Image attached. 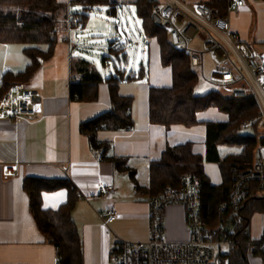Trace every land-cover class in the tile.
<instances>
[{
  "label": "crops",
  "instance_id": "1",
  "mask_svg": "<svg viewBox=\"0 0 264 264\" xmlns=\"http://www.w3.org/2000/svg\"><path fill=\"white\" fill-rule=\"evenodd\" d=\"M193 1L195 0L191 2ZM245 1L246 5L240 14L227 15L231 29L241 41L264 57V48L258 46L264 45V1ZM77 10L78 8L72 9L73 12ZM109 14L111 15L110 11ZM70 19L68 15L58 27L59 42L53 56L42 62L36 73L25 82L38 93L41 103L38 117L27 122L0 120V264H57L56 250L46 241L30 211L29 199L23 187L27 177L67 181L75 187L78 197L72 218L82 241L84 264H111L110 252L116 241L141 243L149 238V194L136 191L129 172L119 170L107 158L102 159L80 131L81 124L108 112L111 102L108 86L104 82L98 86L96 101L82 102L71 97V85L77 78H73L71 73L70 55L77 52L78 55L75 56L85 60L78 52L81 42L74 41L73 35L74 32L84 31L88 20L78 30L70 25ZM140 22L148 62L146 65L144 60L137 72L129 70V54L127 47L123 46L126 53L123 68L137 78L122 81L119 86L121 95L134 97V126L130 130L100 131L97 138L109 142L107 157L124 159L130 170L134 171L136 183L146 187L149 183L150 164L159 161L167 147L191 142L194 152L201 155L205 154L206 147L205 131L203 136H199V132L193 130L195 127L187 129L174 126L166 129L150 123L149 89L170 87L172 72L169 67L162 66L159 44L155 38L144 34L142 21ZM117 30L122 31L119 27ZM0 48L1 84L4 74L16 75L24 71L29 61L24 54V47L0 44ZM92 64L96 66V62ZM98 69L104 78L107 77V70ZM144 80H148V83ZM137 87L144 90L147 96V105L141 110L134 96ZM208 112H218L223 118L214 120L204 117ZM197 118L201 122H226L228 117L212 108L198 113ZM4 161L19 163L16 176L4 175ZM212 168L215 173L210 172ZM204 172L211 184L221 183L217 164L205 163ZM102 184L114 186L109 197L98 194ZM41 198L43 209L57 210L67 201L68 190L59 188L44 191ZM110 208H115L118 216L106 224L101 215ZM164 217L166 240L185 242L189 239L186 214L182 206L167 207Z\"/></svg>",
  "mask_w": 264,
  "mask_h": 264
},
{
  "label": "trees",
  "instance_id": "2",
  "mask_svg": "<svg viewBox=\"0 0 264 264\" xmlns=\"http://www.w3.org/2000/svg\"><path fill=\"white\" fill-rule=\"evenodd\" d=\"M216 9L221 16H227V0H202ZM264 1V0H263ZM137 17L142 21V29L146 36L155 38L160 47L161 64L169 67L172 72L170 87L150 88L148 92V116L151 124L161 125L166 129L183 126L191 129L197 126L205 127L204 155L195 153L193 144L187 142L175 147H167L157 162L149 167V183L141 187L136 183L135 173L127 166L126 161L115 156L107 157L110 144L100 141L97 134L100 131L130 130L134 126L132 118L133 97L119 93L122 81H132L136 75L126 72L123 63L126 53L123 46L109 43L107 56L101 59L102 69L107 70V77L89 61L80 59L71 53V73L77 81L71 85V97L79 101L93 102L98 98V86L107 84L111 107L106 113L81 124L80 131L85 135L93 150L100 153L102 159L107 158L116 168L128 171L136 191L149 194L151 197L168 187L178 188L181 178L191 174L198 178L202 186V202L206 212L214 215L217 205L228 198L230 191L229 169L232 166L244 167L250 161L257 145L259 130V115L257 106L251 99L234 100L218 91L197 94L196 89L200 76L191 67L189 58L179 53L169 42L166 31L157 27L151 20V3L147 0H135ZM110 6L114 13V4L110 0H0V44H20L28 64L24 71L14 75L6 73L0 84V98L8 88L17 83L27 82L39 69L41 63L53 56L59 42L58 27L68 15L79 18L82 23L87 20L86 11L98 6ZM78 8L73 12L72 9ZM74 26V25H73ZM216 109L225 114L226 122H201L198 113ZM251 123L253 135L240 134L241 125ZM225 147L234 152L221 156L219 148ZM217 164L222 181L219 185L211 184L204 172V164ZM24 190L29 199L32 216L46 241L56 250L58 264H84L82 241L72 218L78 193L75 187L67 181L46 180L27 177L24 179ZM59 188L68 190L67 201L57 210H45L42 207V192ZM149 197V198H150ZM244 224L257 212H264V196L254 197L244 208ZM249 244L244 243L229 254L223 261L225 264H249L246 252ZM254 254L262 257L263 252L255 246Z\"/></svg>",
  "mask_w": 264,
  "mask_h": 264
},
{
  "label": "built area",
  "instance_id": "3",
  "mask_svg": "<svg viewBox=\"0 0 264 264\" xmlns=\"http://www.w3.org/2000/svg\"><path fill=\"white\" fill-rule=\"evenodd\" d=\"M151 3L152 22L166 31L170 44L189 58L191 67L210 85L234 100L251 99L257 106L259 130L257 145L246 166L229 169L228 198L217 205L214 215L206 212L202 202V186L191 174L181 178L178 188L168 187L149 198V238L146 242L116 241L110 252L111 264H225L223 258L236 247L247 243L246 257L257 258L264 264V224L261 236L252 235V220L264 212L255 213L244 224V208L254 197L264 196V57L235 34L227 16L202 0L187 4L181 0H147ZM245 0H227V15H238ZM71 23V20H69ZM71 25V24H70ZM75 29H82L79 18L73 19ZM198 37V38H197ZM199 41L200 47L193 43ZM209 55L212 70L205 77V56ZM41 103L37 91L25 83L8 88L0 98V120L27 122L38 117ZM251 127L250 122L241 129ZM6 177L18 174L19 163L2 162ZM114 191L111 184H102L98 194L109 197ZM171 205H180L186 214L190 237L185 242H169L165 237L164 212ZM118 216L115 208L101 215L104 223ZM263 252L254 254V248ZM227 251L223 252L222 249ZM60 261L57 258V264Z\"/></svg>",
  "mask_w": 264,
  "mask_h": 264
},
{
  "label": "rangeland",
  "instance_id": "4",
  "mask_svg": "<svg viewBox=\"0 0 264 264\" xmlns=\"http://www.w3.org/2000/svg\"><path fill=\"white\" fill-rule=\"evenodd\" d=\"M110 1L112 4H114L115 8L113 15L109 14L110 6L106 5L98 6L90 11H86L88 16L87 28L84 31L74 32L73 39L76 42H81V49L78 52L81 53L84 59L91 63L96 62V66L100 69H102L101 59L108 55L107 47L109 43H115L118 46L127 47L126 51L129 54L130 64L129 70L137 72L144 60L147 65L148 56L144 50L146 45L144 44L142 38L141 22L136 15L135 5L133 3L134 0ZM181 1L187 4L192 3V0ZM118 27L122 29L121 32L117 30ZM124 36H126V39ZM15 46L25 47L20 44H15ZM193 46L200 47L199 41L194 42ZM258 46L264 48V45ZM1 51L2 48H0V64L2 61ZM75 54L78 55L77 52H75L74 55ZM212 67L213 65L211 59L207 54L205 56V77L209 76ZM210 91H218L224 94L223 91L219 90L213 85H210L204 79L200 78L196 93L201 95ZM134 92V96H136V102H138L139 110H141L142 107L144 108L145 105H147V96L145 91L141 90L139 87H137ZM204 117L212 118L214 120H219L221 117L223 118V116L218 114V112H208L207 114H204ZM193 130L198 131L200 134L199 136H203L205 127L200 125L195 127ZM253 133L254 132L251 128L243 130L241 129L240 131V134L243 136L253 135ZM219 151L221 156H225L227 153L234 152L232 149H227L225 147H220ZM213 167L216 168V166ZM214 168L211 169V173L216 172L213 170ZM263 224L264 221L261 219L260 215H255L253 217L252 235L254 238L258 239L261 236ZM222 251L226 252L227 249L223 248ZM247 260L249 264H261L260 261L255 257L252 259L247 258Z\"/></svg>",
  "mask_w": 264,
  "mask_h": 264
}]
</instances>
